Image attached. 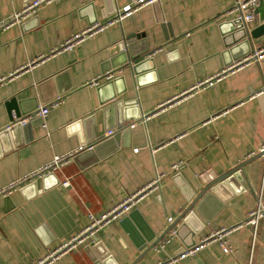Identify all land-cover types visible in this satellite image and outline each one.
Returning a JSON list of instances; mask_svg holds the SVG:
<instances>
[{
	"label": "crops",
	"instance_id": "obj_1",
	"mask_svg": "<svg viewBox=\"0 0 264 264\" xmlns=\"http://www.w3.org/2000/svg\"><path fill=\"white\" fill-rule=\"evenodd\" d=\"M31 1L0 0V21ZM136 1L51 0L0 29V191L55 157L93 146L61 171L0 196V264L38 262L79 235L89 215L107 213L158 175L157 189L124 215L136 213V225L128 217L108 222L94 241L51 264H264V220L255 229L244 224L258 201L264 205L262 158L142 254L144 235L153 243L208 181L263 149L264 60L237 63L263 50L264 36L259 45L234 44V0H157L70 49L57 48ZM258 25L256 15L250 29ZM124 48L137 57L134 71L121 69ZM13 98L25 117L57 104L42 121L16 127L5 107ZM208 237L215 239L200 243Z\"/></svg>",
	"mask_w": 264,
	"mask_h": 264
},
{
	"label": "built area",
	"instance_id": "obj_2",
	"mask_svg": "<svg viewBox=\"0 0 264 264\" xmlns=\"http://www.w3.org/2000/svg\"><path fill=\"white\" fill-rule=\"evenodd\" d=\"M51 0H34L31 2H28L24 5V7L17 13H15L9 20L7 21H0V29H5L9 27L11 24L19 21L21 18H24L25 16L32 13L36 8H38L43 3H48ZM157 0H137L132 5H127L122 8L120 12H117L116 15L108 20L104 24H95L90 29L86 30L84 33H81V35H77L72 39V41H67L63 44H61L58 49H70L75 43L79 41V39L85 35H90L94 33L95 31H102L103 29H106L107 27L120 23L124 18L129 17L134 11L138 10L140 7L144 5H148L153 3ZM258 0H234V4L232 8L228 11V14L233 16V21H236L237 24H239L245 31H249L251 28V25L256 22V15L254 14V7L257 5ZM57 49V50H58ZM255 61V62H262L264 60V49L263 50H253L252 53H250L245 59L238 62V65H241L243 63H248L249 61ZM234 67H229L227 70H231ZM227 70L223 71L226 72ZM113 75L112 73H106L104 75L105 78L109 79ZM6 79L2 78L0 81L4 82ZM95 83V82H93ZM97 83V82H96ZM95 83V84H96ZM201 83L200 85H202ZM264 93V90L262 91ZM57 104L56 102H52L49 105L41 106L39 107L32 115L26 116L24 118H21L19 120H14V122L11 125L19 124L20 126H25L28 122L34 120L37 118L38 120L42 121L46 115L49 112L50 107H54ZM113 131H108L107 136H112ZM93 146L87 145L84 148H80L77 152L68 153L67 155L55 157L50 163L46 164L42 168H40L38 171H35L34 173L30 174L29 176L21 179L18 183L12 184L7 189L0 191V196H5L10 194L14 188L17 187V185L21 182L30 181L35 177H41L49 173H55L61 171V169L79 152H82L84 150H90ZM264 149V147H263ZM134 152H137V149H134ZM178 165H174L172 167L173 170L177 169ZM164 175H158L154 180H152L146 187L135 193L134 195L128 196L122 203L108 211L107 213L100 215L99 217H93L89 215L90 223L88 226H86L83 231L77 235L76 237H73L68 243L61 245L60 247L56 249L48 250L44 257L39 260L38 262L34 264H51V262L55 261L58 256L63 253L67 252L70 249L74 248L76 244L81 243L82 241L86 240L87 238H92L94 236V232L101 227L102 225L111 222V221H120L124 215H126L132 207L135 205V203L138 201L139 198L144 197L148 192H151L152 190H156L161 178ZM68 183H64V185H67ZM264 220V205L258 201L257 207L254 211H252L248 218L245 221L246 226H251L255 229L256 224L259 220ZM167 222L170 223L171 219L168 218ZM219 233H216L215 236L219 237ZM216 238L220 240V238ZM212 239H215L214 237H208L205 239H202L200 241L201 244H205L208 241H211ZM200 244V245H201ZM222 251L224 253H230L231 250L228 248V246L225 244V242L221 243ZM184 253L181 254L180 257L185 256L186 254H191L192 251L187 250L182 251Z\"/></svg>",
	"mask_w": 264,
	"mask_h": 264
},
{
	"label": "water",
	"instance_id": "obj_3",
	"mask_svg": "<svg viewBox=\"0 0 264 264\" xmlns=\"http://www.w3.org/2000/svg\"><path fill=\"white\" fill-rule=\"evenodd\" d=\"M253 12H254L255 15L258 16V20L260 22V25H258L255 28L250 29L249 31H245L239 25L238 28H236V29L237 30L240 29V32L238 33V36L236 37L237 39L235 40L234 44H238V43H240V42H242L244 40H246L247 43H249V46L250 45L251 46L259 45L261 43V38L264 36V0H258L257 5L254 7V11ZM234 23L237 24L236 21H234ZM138 37H140V36L139 35H132L129 38L133 39V38H138ZM125 41H126V39H125ZM123 52H124V55H123L124 58H123V63L121 65V67H122L121 69L130 68L132 71H134L133 65L135 64L134 61L136 60L137 57L130 56L129 54H127V56H126L125 48L123 49ZM120 105L122 106V103L119 102L118 106H120ZM5 107H6V110H7L8 114H9V120H10L11 124L14 122V120H19V119L25 117L24 114L21 115V113L19 111V103H18V101H16V99H14V98L11 99L8 103L5 104ZM120 125H121V123H120ZM13 126L19 127L20 125L19 124H15ZM92 149H93V147H92ZM92 149L84 150V151H91ZM76 156L77 155H75L74 157H76ZM261 158L264 159V149L259 151L256 155H253L248 160L242 161L241 163H239L238 165H236L235 167H233L229 171L219 175L218 177H216L215 179H213L211 181H208L204 185V187L201 189V191L194 197V199H192V201L187 206V208L184 209V211H182V213L176 219L175 223H173L172 225L168 226L165 229V231L162 233V235H160L153 243H151L152 240H153L151 238L152 236L148 237V236L144 235L145 238H142L144 243H141V245H140V247H143V249H144L142 254L145 255L148 251H151L156 246H158L160 243H162L165 240L166 235L168 233H170L172 230H174V228H175V226L177 224L181 223V221H184L187 218V216L190 214V212L192 211V209L195 207V205L197 203L199 204V202H201L202 200L206 199L211 193L214 194L217 189L222 187V184H225V183H228L229 181H231L233 175H235L238 172H240L243 169V167H245L246 165H248L252 161L257 160V159H261ZM243 191H244V188L243 187H239V189L235 190V193H241ZM129 214L127 216H124L119 222L120 223L123 222L125 220V218L128 217V219L129 220H133L135 225H136L137 223L134 220V216H135L136 213L131 214V215H129ZM138 228L140 229L141 227L138 226ZM140 230L145 231L143 228L140 229ZM93 238L94 237H92L91 239L93 240ZM146 243L148 245H145ZM143 255H141V257ZM103 264H105V263H103Z\"/></svg>",
	"mask_w": 264,
	"mask_h": 264
}]
</instances>
